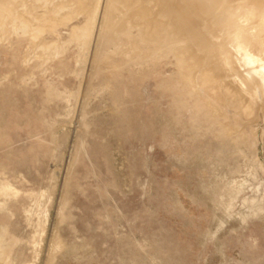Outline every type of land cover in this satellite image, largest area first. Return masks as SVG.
<instances>
[{"label": "rangeland", "instance_id": "obj_1", "mask_svg": "<svg viewBox=\"0 0 264 264\" xmlns=\"http://www.w3.org/2000/svg\"><path fill=\"white\" fill-rule=\"evenodd\" d=\"M244 1L0 0V264H264Z\"/></svg>", "mask_w": 264, "mask_h": 264}, {"label": "bare ground", "instance_id": "obj_2", "mask_svg": "<svg viewBox=\"0 0 264 264\" xmlns=\"http://www.w3.org/2000/svg\"><path fill=\"white\" fill-rule=\"evenodd\" d=\"M81 1H83V0H81ZM86 2H87V0H85ZM146 1V0H145ZM209 1V0H208ZM244 1V0H243ZM248 1V0H247ZM247 1H246V3H247ZM220 2H221V0H220ZM219 2V3H220ZM251 2V1H250ZM160 3V2H159ZM200 3V2H199ZM210 3H212V2H210ZM244 3H245V1H244ZM249 3V2H248ZM254 2H252V4H253ZM209 4V3H208ZM216 4V3H215ZM262 4V3H261ZM144 5V4H143ZM162 5V4H161ZM250 5H251V3H250ZM253 5H255V4H253ZM210 6V5H209ZM212 6V5H211ZM218 6V5H217ZM216 6V7H217ZM257 6V5H256ZM261 6V5H260ZM122 7V6H121ZM165 8V7H164ZM257 8V7H256ZM220 9H221V7H220ZM168 12V11H167ZM243 18L245 19V20H247V18H248V15H244L243 16ZM177 23V22H176ZM183 23V22H182ZM173 30V29H172ZM172 32V31H171ZM187 32H188V30H187ZM195 37H197V36H195ZM178 39V38H177ZM180 42V41H179ZM188 48V47H187ZM191 48V47H190ZM192 49V48H191ZM194 53V52H193ZM196 58V57H195ZM200 62V61H199ZM210 63V62H209ZM189 65V64H188ZM186 67V66H185ZM263 73H264V71H262Z\"/></svg>", "mask_w": 264, "mask_h": 264}]
</instances>
